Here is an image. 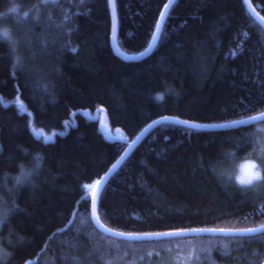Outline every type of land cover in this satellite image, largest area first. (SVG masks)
Masks as SVG:
<instances>
[{
  "label": "trees",
  "instance_id": "1",
  "mask_svg": "<svg viewBox=\"0 0 264 264\" xmlns=\"http://www.w3.org/2000/svg\"><path fill=\"white\" fill-rule=\"evenodd\" d=\"M115 2L120 49L143 52L168 0ZM251 2L264 18V0ZM11 7L20 19L9 13L3 21L15 47L0 43V99L10 105L0 108V171H15L29 159L22 149L42 153L44 168L38 186L17 195L5 264H159L172 258L261 264L264 234L129 242L100 233L91 219V190L83 186L94 185L127 144L107 141L99 123L78 113L104 109L112 132L131 142L165 117L212 125L264 112V31L249 18L244 0H178L156 48L140 61L115 54L109 0L0 3V11ZM69 45L78 51H68ZM257 125L220 131L156 127L104 188L101 222L128 234L264 225V181L241 187L219 174L228 164L221 150L247 152ZM33 129L55 134V143L44 144Z\"/></svg>",
  "mask_w": 264,
  "mask_h": 264
},
{
  "label": "water",
  "instance_id": "2",
  "mask_svg": "<svg viewBox=\"0 0 264 264\" xmlns=\"http://www.w3.org/2000/svg\"><path fill=\"white\" fill-rule=\"evenodd\" d=\"M244 3L247 7L248 12H251L255 17L259 18L261 21V27H264V18L261 16V14L258 12V9L255 8L252 5L251 0H244ZM175 3H173V0H168L167 4L164 6L159 21L157 25H160L159 30L155 29V32L153 34L154 36H161L165 21L167 19V16L172 8V6ZM109 8L111 12V20H112V30H111V46L114 49L115 48V54L120 57L117 53H120L125 56H136L139 57L141 55H144L145 57H148L149 55L147 54L149 51L152 53L153 50L155 49L158 42L153 39H151V42L147 49H145L143 52L138 53V54H128L123 52L120 47H117L118 45V15H117V9H116V2L115 0H109ZM163 17V19H162ZM142 59H136V60H125V61H140ZM82 114L87 120L92 121V122H97L99 123V130L102 133L103 137L112 143L115 142H124L127 144V148L124 150L123 154L121 157L110 167V169L99 179L101 180V188L102 191H98L96 199H92V195L90 197L91 201V219L97 228V230L102 233L105 236L117 239V240H124V241H129V242H143V241H159V240H167V239H175V238H184V237H200V236H224V237H248V236H256L260 234H264V225L257 227L256 229H260V231L256 233H245L244 230H227L224 229L225 231L221 233L219 230L220 229H214V228H205V229H191V230H179V231H172V232H163V233H178L180 235H175V236H159L157 234H163V233H154V234H128V233H123L120 231L113 230L107 226H105L99 217V212H98V206H99V199L100 196L106 187L107 183L110 181L112 176L120 169L122 164L126 161L128 156L131 154V152L147 137V135L155 129L158 122H165L164 124H168L167 122H175V121H180L178 119H173V118H161L158 119L152 123H150L147 127H145L138 135L137 137L132 140L131 142L124 141V139L117 135V132H112V128L109 123L108 116L105 112L104 109L100 108L98 109L94 114H91L88 111H80L78 112ZM264 113V112H261ZM256 114L254 116H250L247 118H243L240 120L232 121V122H227V123H222V124H212V125H203V124H196V123H189L185 122L184 124H176V125H181L193 130H212V131H220V130H231V129H237V128H242V127H249L253 125H257L260 123H263L264 121H251V117H255L260 115ZM239 121H249L248 123H238ZM75 126V125H74ZM55 134H52L54 136ZM106 182V185H105ZM215 230V231H212ZM119 234H123L124 237H139V239H125L121 238ZM264 264V261L261 263Z\"/></svg>",
  "mask_w": 264,
  "mask_h": 264
},
{
  "label": "clouds",
  "instance_id": "3",
  "mask_svg": "<svg viewBox=\"0 0 264 264\" xmlns=\"http://www.w3.org/2000/svg\"><path fill=\"white\" fill-rule=\"evenodd\" d=\"M4 30H7V26ZM250 137L249 150L243 154L239 153L236 147L221 150L228 164L221 167L219 174L226 175L241 187H249L264 181V124H258L250 133ZM22 151L29 159L20 160L15 171H0V233L6 226L9 229L6 234L0 235V241H3L0 243V256L5 261L11 256L9 245H12L15 235L9 222L19 208L17 195L25 188L35 189L44 168L42 153H29L27 149H22Z\"/></svg>",
  "mask_w": 264,
  "mask_h": 264
},
{
  "label": "snow or ice",
  "instance_id": "4",
  "mask_svg": "<svg viewBox=\"0 0 264 264\" xmlns=\"http://www.w3.org/2000/svg\"><path fill=\"white\" fill-rule=\"evenodd\" d=\"M4 0H0V3H3ZM46 2H49V3H52V4H57L59 2V0H46ZM175 2H178V0H173V3ZM243 2V0H242ZM9 13H12V14H17V21L19 22V9L17 7H11L7 10V12L5 11H0V43H7L8 45L12 46L13 48L15 47V44H14V40H13V36H14V33L11 29L10 26H7V30L5 31L4 28L6 25H3V21L7 18H10L9 17ZM30 15V13L28 12H24L23 13V17L27 18L28 16ZM66 19L68 17H65ZM249 18L253 20V22L255 24H257L258 27L261 26V21L259 18L255 17L251 12H249ZM163 19V17H162ZM160 28V25L158 24L157 25V29L159 30ZM262 31H264V27L261 28ZM245 37H246V34H244ZM154 40L156 41H159L160 37L159 36H154L153 37ZM42 47H47V42L46 41H42ZM117 47H119V45H117ZM68 48V51L72 52L73 54H75L78 49H76L75 47H71L70 45L67 46ZM114 52H115V48L113 49ZM154 51V49H152ZM242 50V49H241ZM120 58L122 60H136V59H144L146 58L144 55H141L139 57H136V56H125V55H122L120 53H117ZM148 55L151 54V52L149 51L147 53ZM232 57L234 58L235 55H236V52H233L231 53ZM17 63H21L20 61V58L17 57ZM43 87L45 88L46 90V85H43ZM158 101H161L163 100V95L161 94H157V96L155 97ZM10 106L9 104L5 103L2 99H0V108H3V107H8ZM17 107V110L18 112H20V109L23 108L22 105H16ZM26 111V110H25ZM20 114H23V112H20ZM251 121H264V113H261L260 115L258 116H255V117H251ZM249 121H239L238 123H248ZM165 122L161 121V122H158V124L156 126H163ZM168 124L172 125V124H184L185 122L183 121H175V122H167ZM67 127V126H66ZM33 131V134L34 136L40 140L42 139L43 140V143L44 144H51V143H55V139H54V136H45L43 132H39V131H36L35 129L32 130ZM66 133H60V135H64ZM122 142V141H121ZM105 185H106V182H105ZM83 189H90L91 190V194H92V199H96L97 197V193L98 191H102V188H101V180H96L95 181V184L94 185H84L83 186ZM87 198V197H86ZM212 231H215V230H212ZM221 233H223L225 230L224 229H220L219 230ZM260 231V229H256V228H248V229H245L244 232L245 233H256ZM159 236H175V235H180L178 233H163V234H157ZM119 236L121 238H125V239H139V237H124L123 234H119ZM0 243H3V241H0ZM11 246V245H9ZM0 264H5V260L2 256H0Z\"/></svg>",
  "mask_w": 264,
  "mask_h": 264
},
{
  "label": "rangeland",
  "instance_id": "5",
  "mask_svg": "<svg viewBox=\"0 0 264 264\" xmlns=\"http://www.w3.org/2000/svg\"><path fill=\"white\" fill-rule=\"evenodd\" d=\"M15 16H13V18H14ZM17 20V19H16ZM5 24V22H3V25ZM117 135H119L120 136V134H118L117 133ZM91 192V191H90ZM185 261H178L177 259H175V258H172L170 261L169 260H167V261H165V262H160L159 264H185L184 263Z\"/></svg>",
  "mask_w": 264,
  "mask_h": 264
}]
</instances>
